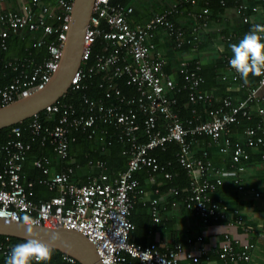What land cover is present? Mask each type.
I'll return each instance as SVG.
<instances>
[{
    "label": "built area",
    "instance_id": "obj_1",
    "mask_svg": "<svg viewBox=\"0 0 264 264\" xmlns=\"http://www.w3.org/2000/svg\"><path fill=\"white\" fill-rule=\"evenodd\" d=\"M198 1L203 6L188 11L193 24L186 34V29L174 18L181 12V3H172L135 23L130 21L133 12L130 2L93 0L80 64L68 90H86L88 81L96 77L103 94L92 97L83 93L78 105L60 100L63 94L30 116L26 124L10 125L9 138L0 142V217L19 220L29 215L37 224L76 229L94 242L103 264H132L133 259L138 264H214L202 234L188 235L170 244L140 243L130 237L135 228L130 218L132 208L147 192L135 173L144 170L151 184L156 183L157 173L172 181L176 172L170 169L171 161H159L153 150L174 142L176 160L185 169L188 184L185 187L172 184L166 192L153 187L154 196L147 199L152 222L167 219L163 213L167 194L181 195L178 202L202 224L222 222L236 227L248 238L259 233L246 221L240 208L216 196V190L226 177L238 190L245 189L240 176L244 168L241 161L249 158L250 148L264 142V108L260 105L264 100V73L257 76L254 86H247L228 63L232 55L223 53L224 67L237 88L246 87L245 96L217 97L201 86L204 78L200 71L203 61L199 45L201 31L209 24L210 0H182L189 4ZM72 3L73 0H29L19 10L0 9L1 52L8 50L12 36L25 38L31 34L25 55L0 56V72L8 68L13 71L9 80L0 85V105L32 93L49 80L60 60ZM219 3L233 4L242 23H251L253 14L259 13V25L264 26V0H219ZM251 28L221 31L218 37L224 42L241 39ZM159 32L174 49L189 45L175 70L165 68L164 54L156 43ZM260 35L264 37V33ZM176 74L180 75L179 83ZM121 82L129 91L122 90ZM259 88H263V93L257 94ZM181 89L187 90L190 116H180L176 97L171 94ZM216 100L217 105L204 107L206 117L202 118L197 104ZM254 111L257 113L254 123L245 126L242 137L232 138L229 132L233 126L239 119H252ZM40 112L46 119L56 118L55 122L43 123ZM110 128L125 142L122 150L126 156L125 168L110 176L104 161L91 158L87 165L99 171L76 175L81 164L70 149L76 134L103 140L111 134L107 133ZM35 138L41 145H48L55 156L52 160L42 152L33 159L41 172L37 182L55 191L48 197L34 198V179L22 178L23 165ZM197 138L218 144L220 151L229 155L230 166L216 165L206 147L195 152L193 143ZM249 188L255 195L259 194L253 187ZM13 246L10 236L0 238V264H5ZM253 247L250 240L224 231L215 253L221 264H238L250 259ZM60 258L62 264H82L67 253L62 252Z\"/></svg>",
    "mask_w": 264,
    "mask_h": 264
},
{
    "label": "crops",
    "instance_id": "obj_2",
    "mask_svg": "<svg viewBox=\"0 0 264 264\" xmlns=\"http://www.w3.org/2000/svg\"><path fill=\"white\" fill-rule=\"evenodd\" d=\"M28 1L29 0H0V9L8 8L19 10L22 5H24ZM130 3L133 6V10L135 9L137 12L135 15L131 14L130 16V21L135 23L142 22L148 19L154 13L162 11L172 3H181V5L183 4L182 0H130ZM195 8L197 7L194 6L192 9ZM252 17L253 20L251 21V23H248L250 27L259 24L261 15L259 13H256L253 14ZM174 18L186 30L191 28L193 24L192 15L188 11H185L183 7L181 9V12L177 13ZM243 25L244 23L241 22L240 15L236 11L233 4H229L224 9L219 19L210 21L206 30L207 32L213 31L214 36L209 39L207 45L200 51L199 56L202 59L203 64L212 62L214 57L217 56L220 50L226 48L230 50L229 45L232 43H237L240 40L235 39V41H229L226 43L224 41H221L218 37V34L223 29L230 31L233 29H239ZM25 38H22L20 36H12L9 39V42L11 39L15 40V42L13 43L14 49H8L9 57L19 56L18 46L20 45L22 39ZM16 40L18 42L17 44ZM156 43L162 50L165 61L172 62L171 69L175 70L179 57L185 54L186 51L180 52L173 50V48H171L168 41L166 40L164 34L161 32H159L156 36ZM222 75H224V77ZM218 79L219 80L217 82V85H212L211 87V90H216L218 92L219 95L216 94L217 97H220L221 95H231L235 98H241L245 96L246 87L237 88L236 81L232 79L229 70H227L224 66L222 67L221 77ZM256 82L257 76L250 74L247 79L246 85L254 86ZM261 93H263V88H259L257 90V94ZM260 105L264 108V100L260 101ZM253 115L254 117L250 120L239 119V121L230 130V136L232 138L242 137L245 126L249 124V122L254 121L257 113L254 111ZM262 118L264 123V114L262 115ZM202 147H206L208 149L210 158L216 165L230 166L231 159L229 155L222 153L219 149L218 144H208L204 138H197L193 143L194 151L198 152ZM46 154H48L52 160H55V156L51 148L48 149V153ZM241 163L243 164L244 168L240 171V176L242 178V183L244 184L245 189L238 190L231 179L229 177H226L224 183L216 190V196L224 199L231 206L239 207L246 221L254 225L258 229V234H255L253 235V237L248 238L246 237V235L240 233L236 227L226 225L222 222L202 224L199 218L191 211L184 208L183 205L178 202V200H176V202L171 201L169 204H166V199L163 204V213L167 215V217L171 218V222L169 224L170 226L161 231L158 229L155 232H152L150 236H145L148 232L144 233V230L139 231V234L142 237H145L146 243L155 241L160 242V244H162L163 242L170 244L172 241H175L178 236L183 239L188 235L197 236L199 234H202L204 237L205 246L210 252L212 261L214 262V264H221L215 253V249L218 247L219 243L222 240V232L230 231L235 237H238L242 240L246 238L247 240H250L254 243V247L251 249L250 259L248 261H240L238 262V264H264V142L256 147L250 148L249 158L247 160L241 161ZM31 164L32 166H34L33 159L31 160ZM22 178H24L23 175ZM143 182L144 183L142 187H144L147 191L146 195L143 197L144 199H139L135 204H148L147 199L154 196L152 184L147 181V178H145ZM249 187H253V189L255 191H258L259 194L255 195L254 191L250 190ZM210 224H216L219 226V228L214 230L208 229L205 231L201 229L203 226ZM134 230L131 232L130 237L136 241L133 236ZM134 261L135 259L132 260V263H134Z\"/></svg>",
    "mask_w": 264,
    "mask_h": 264
},
{
    "label": "trees",
    "instance_id": "obj_3",
    "mask_svg": "<svg viewBox=\"0 0 264 264\" xmlns=\"http://www.w3.org/2000/svg\"><path fill=\"white\" fill-rule=\"evenodd\" d=\"M112 1H120V2H130V0H112ZM231 3H228L226 6H222L219 3V0H210L208 4L209 8V22L212 20H217L220 18V15L224 11V9ZM194 6L197 8L192 9ZM203 6V3L201 1H198L195 4H189V3H183L181 5V8L183 7L185 11H194V10H199ZM137 12L134 9L131 14L135 15ZM130 14V16H131ZM250 28V25L248 23H244L243 26H241V29H246ZM191 31V28L186 30V34H189ZM222 31L226 32V29H223ZM203 33V34H202ZM29 34V33H28ZM31 35V34H29ZM29 35L25 38L22 39L20 45L18 46V53L19 56H23L27 53L26 46L29 44L28 42V37ZM214 36L213 31H208L204 30L201 31V42H200V48L203 49L206 45L209 39ZM27 39V40H26ZM13 41V42H12ZM230 41H235V39L230 40ZM15 40L11 39L9 43V50L14 49L13 43ZM229 42V41H225ZM16 40V44H17ZM172 48V47H171ZM189 49V45H184L181 49H174L176 51H184ZM7 51H0V56H7L8 52ZM230 54L232 55L231 51L229 49H222L220 52L217 54L216 57H214L213 61L208 63V64H202L201 66V73L204 78L201 86L203 88L211 90L212 85H217L218 78L221 77L222 73V67L224 66L223 61H222V54ZM171 55V54H170ZM19 56H12L11 58L19 57ZM9 57V55H8ZM172 67V62H166L165 68L171 70ZM217 68V71L214 69ZM13 71L8 68L5 69L4 71L0 72V85L5 83L6 81L9 80L11 77ZM220 76V77H219ZM177 81L178 83L181 81L180 75L176 74ZM122 86L123 91H129V88L124 85L123 82L120 83ZM215 95L218 94L216 90H211ZM83 93H86L92 97L96 96H101L103 94V91L100 87L97 85V78L94 77L88 81V88L86 90H72L69 89L61 98L60 100H66V101H71L74 104L78 105L80 103V98ZM176 97L177 100V106L180 107V116H190L191 115V104L187 99V90L186 89H181L180 91H173L171 93ZM224 94V93H222ZM219 95V94H218ZM224 95H221L222 97ZM219 103L218 100L212 102V103H198V112L201 114L202 118H205V113H204V107H211L215 106ZM40 119L43 121V123L47 124H53L55 122V119H46L45 116H43L42 112L39 114ZM29 118L23 119L22 121L17 122V124H26ZM244 121V120H242ZM253 122H249V124H253ZM10 129V125L0 128V142H4L9 138L8 131ZM111 133L110 135L107 134L106 137L103 140H91L85 138L82 134H76V140L73 141L70 144V149L71 153L74 156L75 160L78 161L81 164V167L76 170V175L79 174L80 176H84L87 173H97L99 170L98 168H92L87 165V160L88 159H101L104 161L105 166H106V171L109 173L110 176H113L118 170L124 169L126 166V156L125 154L122 153L123 148L125 147V142H122L118 139L117 134H115L112 129L110 128L107 133ZM48 149L50 147L48 145H41L40 140L38 138H35L32 141V148L30 152L28 153L27 159L24 162L23 165V171L22 175L24 176L23 180L27 179H34V185H33V195L34 198H39V197H48L52 194L55 193L54 190L48 189V186L46 184L38 183L37 179L39 176H41L40 170L32 166L31 160L34 159L37 155L41 154L42 152L48 153ZM177 150V145L174 142H169L165 148H157L153 150V154L157 156L158 160L161 162H166L167 160L171 161V166L170 169L176 172V175L172 179V181H168L160 173L156 174V183L152 184V186H158L161 192H166L168 190V187L172 184L177 185L178 187H185L188 184V176L185 172V169L178 164L176 160V153ZM86 154V155H85ZM135 176L138 177L140 184L143 185V180L146 178L147 173L144 170L137 171L135 173ZM82 180V178H81ZM183 193V192H182ZM181 193V194H182ZM181 198V195H171L167 194L166 195V204L170 203L171 201L174 200H179ZM130 218L135 224V230L133 232V236L136 239V241L140 243H146L145 237H142L139 234V231H143L144 233H147V235H151L152 232H155L156 230H164L165 228L169 227L171 218L167 217L164 222H158L154 223L150 219V214L148 211V204L144 203H137L134 204L132 208V212L130 214ZM210 223H212L210 221ZM209 224V223H208ZM4 235H0V238H2ZM11 242L13 245H16L18 243L24 242L26 239L19 238V237H13L10 236ZM181 238L178 236L175 240H180ZM54 249V248H53ZM62 252H60L57 249H54L51 260L50 261H55L56 264H62V260L60 258ZM45 262V264H49V262ZM33 264H36L35 261H33ZM132 264H138V261L135 260L134 263Z\"/></svg>",
    "mask_w": 264,
    "mask_h": 264
},
{
    "label": "water",
    "instance_id": "obj_4",
    "mask_svg": "<svg viewBox=\"0 0 264 264\" xmlns=\"http://www.w3.org/2000/svg\"><path fill=\"white\" fill-rule=\"evenodd\" d=\"M92 6L93 0H73L69 26L56 69L42 87L0 105V128L29 118L68 91L71 77L80 64L84 31ZM18 222L0 217V235L27 239L28 234L18 226ZM53 233L60 237L52 244L54 249L75 257L82 264H103L94 242L82 232L64 226L35 225V235L46 242Z\"/></svg>",
    "mask_w": 264,
    "mask_h": 264
},
{
    "label": "clouds",
    "instance_id": "obj_5",
    "mask_svg": "<svg viewBox=\"0 0 264 264\" xmlns=\"http://www.w3.org/2000/svg\"><path fill=\"white\" fill-rule=\"evenodd\" d=\"M261 33H264V26L254 25L237 43L229 45L232 56L228 63L245 82L250 74L260 76L264 73V37ZM37 223L29 215L19 218L18 226L28 234V238L11 248L5 264H33V261L45 264L51 260L54 251L52 244L60 237L53 233L48 242L40 239L35 235Z\"/></svg>",
    "mask_w": 264,
    "mask_h": 264
},
{
    "label": "rangeland",
    "instance_id": "obj_6",
    "mask_svg": "<svg viewBox=\"0 0 264 264\" xmlns=\"http://www.w3.org/2000/svg\"><path fill=\"white\" fill-rule=\"evenodd\" d=\"M218 228H219L218 225H216V224H210V225L203 226L201 229H203L205 231V230H208V229H213L214 230V229H218Z\"/></svg>",
    "mask_w": 264,
    "mask_h": 264
}]
</instances>
